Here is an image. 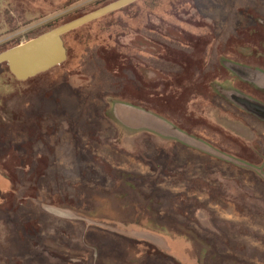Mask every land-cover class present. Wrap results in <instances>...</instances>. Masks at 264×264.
Returning a JSON list of instances; mask_svg holds the SVG:
<instances>
[{"label":"rangeland","instance_id":"rangeland-1","mask_svg":"<svg viewBox=\"0 0 264 264\" xmlns=\"http://www.w3.org/2000/svg\"><path fill=\"white\" fill-rule=\"evenodd\" d=\"M114 1L0 0V53ZM63 42L0 64V264H264V121L220 89L264 101L225 62L264 70V0H138Z\"/></svg>","mask_w":264,"mask_h":264},{"label":"water","instance_id":"water-1","mask_svg":"<svg viewBox=\"0 0 264 264\" xmlns=\"http://www.w3.org/2000/svg\"><path fill=\"white\" fill-rule=\"evenodd\" d=\"M135 1L138 0H116L25 43L1 52L0 64H7L10 73L19 81L46 72L66 60V49L63 42L65 34Z\"/></svg>","mask_w":264,"mask_h":264},{"label":"flooded vegetation","instance_id":"flooded-vegetation-1","mask_svg":"<svg viewBox=\"0 0 264 264\" xmlns=\"http://www.w3.org/2000/svg\"><path fill=\"white\" fill-rule=\"evenodd\" d=\"M225 62L229 64L231 67H235L236 65L254 70L256 72L255 81L253 83L247 82L248 86H246V88L250 87L256 90V88L259 87L261 89H264V87L260 86V85L264 86V70H261L260 68L253 67L247 64L239 63L237 61L235 62L231 60L229 61L225 60ZM235 77L238 80H240L238 76L235 75ZM220 89L223 90L222 94L223 96H226V102H228L230 105L235 106L237 109L241 110L242 112L257 117L261 121H264V101L258 100V98L247 93L244 89L236 86L232 87L228 83L221 84Z\"/></svg>","mask_w":264,"mask_h":264}]
</instances>
